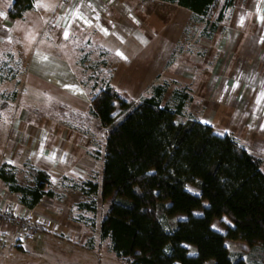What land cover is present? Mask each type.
Here are the masks:
<instances>
[{"label": "trees", "instance_id": "1", "mask_svg": "<svg viewBox=\"0 0 264 264\" xmlns=\"http://www.w3.org/2000/svg\"><path fill=\"white\" fill-rule=\"evenodd\" d=\"M162 1L208 20L220 6L218 23L236 0ZM34 5L35 0H13L8 14L22 17ZM92 68L82 81L91 94L89 114L106 129L103 172L100 179L69 177L66 185L109 201L100 239L126 264H248L229 249L227 239L246 241L254 263L264 264L263 158L233 134L216 133L198 118L181 119L190 100L187 86L173 90L172 103H164L165 81L135 102L110 85L99 63ZM59 107L65 115L69 112L66 105ZM25 165L32 184H21L10 162L0 165V182L20 205L34 209L45 195L56 193L48 188L50 173ZM78 206L97 212L94 200ZM177 215L185 218L174 220ZM224 216L231 224L225 231L215 229L213 221Z\"/></svg>", "mask_w": 264, "mask_h": 264}, {"label": "crops", "instance_id": "2", "mask_svg": "<svg viewBox=\"0 0 264 264\" xmlns=\"http://www.w3.org/2000/svg\"><path fill=\"white\" fill-rule=\"evenodd\" d=\"M7 1L4 4V0H0L9 10L13 0ZM235 4L240 9L234 18V28L237 37L246 40L243 45L247 58H242L241 61H253L256 73L249 85L257 88L258 93L254 99L256 109L247 112L248 116H241L243 128L250 127L253 135L252 139L244 142L251 152L264 160V0H236ZM166 9H175L176 14L171 12L170 18L165 20ZM7 10L0 4V23L13 27L19 43L28 48L29 58L24 61V79L43 96V99L36 100L41 104L34 110L33 121L26 117L28 120L22 125L28 130L24 132L31 141L22 151L25 154L22 155L21 163L29 161L50 173L52 184L58 182L57 188L52 184L48 187L56 195H45L34 209L52 219H56L52 214L61 213L59 216L66 224L69 221L76 227L82 223L91 224L90 219L82 216H74L71 220L73 203L69 196L61 194L65 188L69 193H82L66 185L68 178L93 179V169L100 160L97 158L99 155L94 156L91 152L104 151L106 141V129L102 127L98 117L89 114L91 94L77 70V55L82 53V47L88 48L87 52H94L101 68L108 75L110 85L129 100L137 102L153 85L163 83L165 80H160L168 77L169 60L181 40L183 25L191 19L193 12L184 6L162 0H35L34 7L16 19L11 18ZM33 12L39 15L36 19L38 22H45V27L42 30L39 27L32 34L28 32V27L31 30L35 22L29 19ZM20 21L29 23L20 24L16 29L14 24ZM233 33L234 31L231 32ZM222 67L220 77L217 76L220 92L223 91L221 97L226 91V83L229 84V69L226 64ZM225 71L227 72L224 73ZM193 72L191 69L183 70L179 77V80L183 79L179 86L189 88V103L193 100L192 95L197 84L192 78L187 80V76ZM224 79L227 80L225 83ZM211 82L213 85L215 79ZM211 93L210 88L204 97L209 98ZM245 101L250 102V99ZM54 104L57 107L64 104L68 108L69 112L65 115L59 107L64 120L61 123L53 119ZM213 108L215 111L217 108L222 111V107L215 105ZM198 119L211 124L216 133L226 132L216 130L212 115L207 119ZM104 132L105 140L103 148L100 149L97 135ZM0 190L4 194V205L20 204L16 196L4 187ZM83 196L88 199L85 194ZM15 237L10 233L4 234L0 243V263L2 259L5 260V251L11 249V241Z\"/></svg>", "mask_w": 264, "mask_h": 264}, {"label": "rangeland", "instance_id": "3", "mask_svg": "<svg viewBox=\"0 0 264 264\" xmlns=\"http://www.w3.org/2000/svg\"><path fill=\"white\" fill-rule=\"evenodd\" d=\"M7 2V0H4L3 3L6 4ZM0 4L3 9H8L6 5L1 2ZM239 9V6L235 4L226 11L225 18L218 23H216V19L220 6L215 8L209 20L191 17L187 24L183 25L181 40L169 60L168 77H163L160 81L169 82L164 103L166 101L172 103V92L180 85V81H183V79L179 80L183 70H193L194 72L187 76V80L192 78V80L197 81L196 89L193 92L194 95H192L194 101L192 100V102L188 103L181 119L185 120L188 117L207 119L212 115L214 116L213 121L217 131L224 130L233 134L241 143L245 144L244 141L252 139L253 135L249 129L250 127L243 128L241 116H248L249 113L247 112H252L253 109H256L254 99L258 93H256L257 88L249 85L256 73L253 68V61L250 60L246 63L241 61L242 58H247V55L244 54L243 45L246 40L237 37V31L234 28V18ZM171 12L174 13L175 9H166L165 20L168 17L170 18ZM35 15L36 13L33 12L29 16L30 20L35 21L33 26H31V30L28 27V32L32 34L39 27H41V30L45 27V22L42 23L40 20L38 22L36 19L39 15ZM20 22L14 24L16 29L19 28L20 24L26 25L29 23ZM215 23L218 24V29L213 31ZM233 31L234 33L231 34ZM210 32L211 36L208 35ZM17 38L13 27L0 23V165L3 162L12 163L16 167L19 182L23 185H30L33 183V178L25 165L29 161L22 164L21 159L23 158L22 155L25 154L22 151L29 146L31 139L28 138L27 134L25 135L24 131L28 132V130L22 125L25 124L24 121L28 120H26V117L33 121L34 110L41 104V102H36V100L43 99V96L31 88L24 79V61L29 58L28 48L26 45L19 43L20 40ZM87 50L88 48L82 50V53H79L76 59L77 70L82 78L91 74L94 70L92 67L99 63L95 53H87ZM222 60L224 63H222ZM225 64L227 69H229V84L226 83V91L221 97L223 91L220 92L221 87L217 83L219 79L217 76L219 75L220 77L219 72L223 68L222 65ZM230 65L232 69L229 68ZM215 68L219 69L216 70ZM105 76H107V73L104 70ZM232 77L234 78L230 82ZM214 79L215 82L212 85L211 81ZM220 79L223 80V78ZM226 81L224 79L223 82L225 83ZM231 84H235V86L232 87ZM210 88L212 93L206 99L204 97L205 92L210 90ZM247 98L250 99V102L245 101ZM221 99H223L222 102L220 101ZM215 105L216 107H222V111L218 110L219 108L215 111L213 108ZM57 106V104H54L53 112L55 116H53V119L61 123L64 121L61 115L62 111ZM43 107L46 108L45 105ZM262 111L264 112V106ZM14 131L23 134L20 141L13 138ZM97 138L101 149L105 140V132L98 134ZM91 153L94 156L99 155L97 158L100 161L93 169L95 174L93 177L100 179L103 172L104 151L92 150ZM0 185L3 187L1 182ZM52 186L57 188L58 182H53ZM188 188L197 194L200 192L193 185H189ZM69 192L65 188L61 194L69 196L73 203L70 219L75 218L74 216H82V218L90 219L91 224L84 225L82 223L79 227H76L68 221L69 224L64 222L56 229H45L40 235L31 238H27L24 235L15 237L11 241V249L8 252L5 251V260L2 259L0 264H126L123 259L118 258L111 251L107 240L100 239L99 223L107 211L109 201H104L100 194H95L85 199L82 193ZM82 200H94L97 212L81 211L78 204ZM59 215L52 214L56 219L61 218ZM180 218L185 217L177 215L174 220ZM230 224L231 221L224 216L215 219L212 226L217 230L225 231ZM226 242L229 249L235 253H241L248 264H256L251 258L250 246L246 241L227 239ZM258 245L261 246V244ZM190 249L191 251L195 250L192 246Z\"/></svg>", "mask_w": 264, "mask_h": 264}, {"label": "built area", "instance_id": "4", "mask_svg": "<svg viewBox=\"0 0 264 264\" xmlns=\"http://www.w3.org/2000/svg\"><path fill=\"white\" fill-rule=\"evenodd\" d=\"M13 134V138L18 141L23 136L21 132L14 131ZM3 195L0 190V243L6 233L16 237L24 235L31 238L40 235L45 229H56L64 223L63 218L52 219L35 209H28L20 204L6 206L2 203Z\"/></svg>", "mask_w": 264, "mask_h": 264}, {"label": "snow or ice", "instance_id": "5", "mask_svg": "<svg viewBox=\"0 0 264 264\" xmlns=\"http://www.w3.org/2000/svg\"><path fill=\"white\" fill-rule=\"evenodd\" d=\"M119 55H122V53H118Z\"/></svg>", "mask_w": 264, "mask_h": 264}]
</instances>
